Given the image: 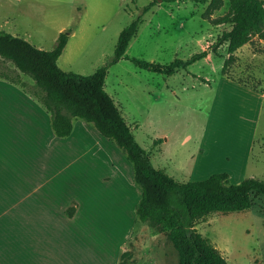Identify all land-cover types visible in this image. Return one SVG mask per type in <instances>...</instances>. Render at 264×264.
Segmentation results:
<instances>
[{"label":"rangeland","instance_id":"1","mask_svg":"<svg viewBox=\"0 0 264 264\" xmlns=\"http://www.w3.org/2000/svg\"><path fill=\"white\" fill-rule=\"evenodd\" d=\"M120 1L113 0L112 5L100 11V16L96 15V8H90L87 16L84 9L22 5L0 14V30L45 51L55 48L61 33L71 29L77 32L60 57L59 67L88 76L110 65L108 92L115 89L117 97L112 94L120 110L137 121L136 140L152 164L176 180L199 182L221 173L233 175L231 184L248 178L264 180V40L255 38L238 50L232 60L225 44L216 54L211 51L228 29L213 24L227 14L228 0L213 12L208 10L210 0L200 4L157 0V5L147 13L142 10L153 0ZM82 14L85 17L81 18ZM138 17L139 32L124 59L111 65L121 31ZM203 51H210L209 59L199 60L169 77L131 62L137 59L170 64L176 59L187 61ZM7 65L14 68L11 63ZM21 78L28 88H33L31 77L22 74ZM121 81L125 85L119 86ZM19 88L21 95L28 96L22 86ZM39 106L43 111V106ZM73 124L95 129L93 124L79 119H74ZM102 139L115 147L116 151L110 147L113 160L127 182L103 181L109 170L102 163L98 170L91 157L96 154L93 152L85 158L84 165L56 174L63 178L60 186L68 190L70 200L76 197L85 201L90 195L84 194L91 192L100 195H92L102 211L100 264H113L114 258L116 264H178L179 254L168 238L170 230L136 224L134 205L139 199L128 201L132 203L131 209L128 205L119 209L109 204L110 201L118 205L124 197L118 191L126 188L128 182L140 193L141 189L134 181V168L124 151L115 142ZM130 194L128 191L127 195ZM196 228L228 264H264V196L255 197L249 210L211 213Z\"/></svg>","mask_w":264,"mask_h":264},{"label":"trees","instance_id":"2","mask_svg":"<svg viewBox=\"0 0 264 264\" xmlns=\"http://www.w3.org/2000/svg\"><path fill=\"white\" fill-rule=\"evenodd\" d=\"M173 3L180 0H164ZM204 3L207 0H188ZM227 14L213 21L216 26H228L213 53L227 45L232 60L241 48L255 38L264 40V1L228 0ZM157 5L150 2L142 10L149 12ZM224 0H210L209 11L219 10ZM141 18L133 20L119 35L111 65L124 59L131 41L139 32ZM73 30L60 34L52 51L41 50L28 41L0 30V78L22 86L38 100L51 117V127L58 138L70 137L74 119L91 123L105 138L124 151L134 168V181L142 190L136 205V224H150L162 231L170 230L168 238L179 254L178 264H228L222 253L196 226L211 213H233L249 210L254 198L264 196V180L248 178L231 184L227 173L215 174L205 181L181 182L156 168L141 144L136 140L122 111L106 90L110 65L84 76L66 72L58 65ZM203 51L187 61L176 59L170 64H157L132 59L142 69L164 76H173L193 63L205 59ZM13 64L11 69L7 64ZM25 74L34 81L28 88L22 81Z\"/></svg>","mask_w":264,"mask_h":264},{"label":"crops","instance_id":"3","mask_svg":"<svg viewBox=\"0 0 264 264\" xmlns=\"http://www.w3.org/2000/svg\"><path fill=\"white\" fill-rule=\"evenodd\" d=\"M112 1L0 0V14L24 5L84 9L87 16L90 8H96L95 13L100 16V11L112 5ZM70 13L72 19L74 11ZM80 17L85 16L82 14ZM76 33L70 36L64 53ZM119 83L121 86L123 82ZM19 87L18 84L0 78V264H100L99 216L102 211L92 196L98 198L100 195L91 192L84 194L90 195L85 201L76 197L70 200L68 190L60 186L63 178L56 174L59 171L74 170L79 164L84 165L85 158L93 152L96 154L91 157L98 164V170L101 163L106 171L109 170L103 181L127 182L113 160L110 147L113 150L115 147L103 141L104 137L94 125L95 129L77 124L70 137L58 138L52 130L51 117L44 106L29 94L21 95ZM106 90L108 92V84ZM112 93L117 97L115 89ZM112 93L109 94L118 103ZM131 95L136 98L134 93ZM39 104L43 106V111L38 108ZM122 114L134 134V129L139 127L135 123L137 121L130 120L123 111ZM54 164L57 169H54ZM227 174L232 181L233 175ZM125 187L118 191L124 197L121 196L118 205L109 201L111 206L126 209L128 205V209H131L132 203L128 201L141 199L142 190L140 193L129 182ZM128 191L132 195H127ZM134 207L136 211V205ZM116 263L114 258L113 264Z\"/></svg>","mask_w":264,"mask_h":264}]
</instances>
